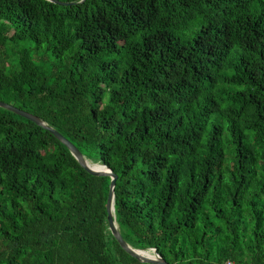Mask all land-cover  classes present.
<instances>
[{
  "label": "trees",
  "instance_id": "trees-1",
  "mask_svg": "<svg viewBox=\"0 0 264 264\" xmlns=\"http://www.w3.org/2000/svg\"><path fill=\"white\" fill-rule=\"evenodd\" d=\"M0 0V102L117 176L132 248L264 264V0ZM110 178L0 108V264H144Z\"/></svg>",
  "mask_w": 264,
  "mask_h": 264
},
{
  "label": "water",
  "instance_id": "water-1",
  "mask_svg": "<svg viewBox=\"0 0 264 264\" xmlns=\"http://www.w3.org/2000/svg\"><path fill=\"white\" fill-rule=\"evenodd\" d=\"M51 3L58 4V5H70L67 3H61L56 0H47ZM84 0H80L83 2ZM0 108L5 109L19 117H22L26 120L31 121L35 125L42 127L50 134H52L61 144H63L73 158L78 162L80 167H82L89 175L93 177H108L110 178L109 186H108V197L106 202V221H107V228L112 236V238L117 242L119 247L130 257L134 258L135 260L144 263V264H168L156 253L155 249H147V250H140L132 248L128 245L124 239L122 238L117 223L115 221V214H114V206H115V197H114V188L116 184L117 176L112 173V171L106 167L105 165L99 164L101 169H95L93 165L98 163H93L89 159H87L70 141L64 138L59 132L54 130L52 127L48 126L44 121L39 119L38 117L24 112L22 110L17 109L16 107L9 105L4 102H0ZM105 173H104V171Z\"/></svg>",
  "mask_w": 264,
  "mask_h": 264
},
{
  "label": "bare ground",
  "instance_id": "bare-ground-1",
  "mask_svg": "<svg viewBox=\"0 0 264 264\" xmlns=\"http://www.w3.org/2000/svg\"><path fill=\"white\" fill-rule=\"evenodd\" d=\"M93 167L95 168V169H101L100 167H99V164H95V165H93ZM104 171V170H103ZM104 173H105V171H104Z\"/></svg>",
  "mask_w": 264,
  "mask_h": 264
},
{
  "label": "built area",
  "instance_id": "built-area-1",
  "mask_svg": "<svg viewBox=\"0 0 264 264\" xmlns=\"http://www.w3.org/2000/svg\"><path fill=\"white\" fill-rule=\"evenodd\" d=\"M226 264H232L231 262H226Z\"/></svg>",
  "mask_w": 264,
  "mask_h": 264
}]
</instances>
